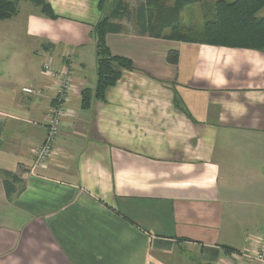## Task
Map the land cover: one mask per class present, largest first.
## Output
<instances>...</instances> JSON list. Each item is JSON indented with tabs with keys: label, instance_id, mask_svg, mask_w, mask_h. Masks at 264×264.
<instances>
[{
	"label": "crops",
	"instance_id": "crops-1",
	"mask_svg": "<svg viewBox=\"0 0 264 264\" xmlns=\"http://www.w3.org/2000/svg\"><path fill=\"white\" fill-rule=\"evenodd\" d=\"M13 1L0 20V264H259L264 53L141 35L127 17L107 45L136 71L85 110L100 0H44L57 19ZM11 35L23 45L4 46ZM46 64L72 87L55 154L37 164L56 99ZM4 172L25 190L9 198Z\"/></svg>",
	"mask_w": 264,
	"mask_h": 264
},
{
	"label": "trees",
	"instance_id": "trees-1",
	"mask_svg": "<svg viewBox=\"0 0 264 264\" xmlns=\"http://www.w3.org/2000/svg\"><path fill=\"white\" fill-rule=\"evenodd\" d=\"M32 1L42 7L46 16L52 19L58 18L46 1ZM207 1L140 0L136 10L140 33L154 38L249 49L264 53V0H234L233 2L217 0L212 7L214 16L212 19L206 18L203 33L199 37L182 31L184 29L182 10L196 4L206 5ZM99 8L105 16L95 26L97 84L94 91L85 89L82 92L81 104L82 109L85 110L91 107L93 100L105 102L107 90L117 85L124 71H136L129 58L113 55L107 45V35L121 31L120 25L115 24L114 20L128 17L129 7L123 0H100ZM152 9L156 11V25H148V14ZM17 12V2L0 0V20L10 19ZM166 30H171V33L167 34ZM178 61L179 53L171 51L168 55V62L176 65ZM3 175L5 176L4 187L9 198L25 190V185L18 176L11 172H4Z\"/></svg>",
	"mask_w": 264,
	"mask_h": 264
},
{
	"label": "built area",
	"instance_id": "built-area-1",
	"mask_svg": "<svg viewBox=\"0 0 264 264\" xmlns=\"http://www.w3.org/2000/svg\"><path fill=\"white\" fill-rule=\"evenodd\" d=\"M44 72L52 81L50 87H54L56 91L55 106H53L47 117L46 125L48 128L47 139L45 143L35 151L37 164H47L55 154L54 143L57 135L60 133L63 125V118L67 114L64 105L66 92L72 87L71 78L66 71H57L52 65L46 64ZM23 91L26 94H35V90L25 88ZM41 92V91H39ZM252 247V254L248 257L253 259L259 264H264V238H259V241Z\"/></svg>",
	"mask_w": 264,
	"mask_h": 264
},
{
	"label": "rangeland",
	"instance_id": "rangeland-1",
	"mask_svg": "<svg viewBox=\"0 0 264 264\" xmlns=\"http://www.w3.org/2000/svg\"><path fill=\"white\" fill-rule=\"evenodd\" d=\"M123 1L129 7L128 10L130 11V15L128 17H130V18H131V16L135 17L137 6L139 5L138 3L140 2V0H123ZM216 1L217 0H215V1L212 0V1L208 2L206 5L205 4L204 5L196 4V5H192L190 7L185 8L184 11H182V13H181V16L184 15L183 16L184 29L182 31L189 32L188 34H191L192 36L199 37L200 34L203 33L202 30H203L204 22H205L206 18L212 19L214 16V14L212 12V7L214 6ZM226 1L233 2L234 0H226ZM22 10H23V8H22ZM122 20L123 19L114 20V23L119 24L117 22H120ZM148 20L150 21V24H154V25L157 24V22H156V20H157L156 11L154 9H152L149 12ZM127 23H129V22H127ZM119 25H120L122 30L131 28V26H132L131 24H129V25H126L127 26L126 27L124 24L122 25V23ZM9 29H10V27H9ZM133 30H134V28H133ZM10 31H12V30H10ZM163 32H164V30H163ZM165 32H167V34H170L171 30H166ZM14 33H15L14 31L11 32V34H14ZM15 37H16L15 35H11V36L5 38L6 41H4L2 44H4V46H6L8 48H10L13 45H17V44L23 45V41H22V43H19Z\"/></svg>",
	"mask_w": 264,
	"mask_h": 264
}]
</instances>
